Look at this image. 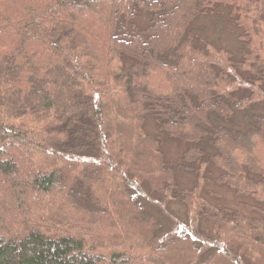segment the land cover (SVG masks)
Returning <instances> with one entry per match:
<instances>
[{
    "label": "trees",
    "instance_id": "obj_1",
    "mask_svg": "<svg viewBox=\"0 0 264 264\" xmlns=\"http://www.w3.org/2000/svg\"><path fill=\"white\" fill-rule=\"evenodd\" d=\"M0 264H264V0H0Z\"/></svg>",
    "mask_w": 264,
    "mask_h": 264
},
{
    "label": "rangeland",
    "instance_id": "obj_2",
    "mask_svg": "<svg viewBox=\"0 0 264 264\" xmlns=\"http://www.w3.org/2000/svg\"><path fill=\"white\" fill-rule=\"evenodd\" d=\"M213 20V19H212ZM212 20H208L210 21L209 23H207V21L205 22V24L203 25L204 29L206 28V30L208 29V36L210 38V40L214 43L217 44L219 46H228L232 43L233 39H231L227 34H226V28H222L220 27V25L216 22H212ZM174 155H178L181 153V151H173L172 152ZM166 159H170V154L166 155L165 154ZM193 178L185 173H177V182L179 184V187L183 188L185 186H188L190 183H192ZM232 196V195H231Z\"/></svg>",
    "mask_w": 264,
    "mask_h": 264
}]
</instances>
